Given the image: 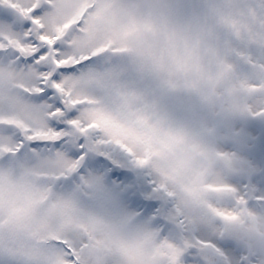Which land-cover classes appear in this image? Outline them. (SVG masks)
I'll list each match as a JSON object with an SVG mask.
<instances>
[{
    "label": "rangeland",
    "instance_id": "1",
    "mask_svg": "<svg viewBox=\"0 0 264 264\" xmlns=\"http://www.w3.org/2000/svg\"><path fill=\"white\" fill-rule=\"evenodd\" d=\"M22 3L24 0H16ZM80 0H60L65 14L79 6ZM98 8L89 17H97L105 0H91ZM122 0H111V14L95 25L94 39L104 40L116 36L119 27L127 22ZM242 0H147L153 5V18L167 22L179 19L188 11L199 7L205 15L214 17L223 30L225 72L219 77L222 83L220 101L223 107L225 139L223 148L232 153L220 154L232 179L210 183L215 174L211 166L196 172L192 168V154L179 161L180 171L188 176V187L181 185L179 202L185 210L211 231L227 230L254 254L260 252L264 264V207L239 199L232 187L244 191L246 199H254L255 185L250 181L254 170L264 168V117L253 113L264 110V66L254 49L264 44V31L256 27L254 18L245 16L238 7ZM82 12L83 8H79ZM98 63L103 64L101 57ZM123 63V62H120ZM103 67L123 70L109 57ZM16 73L7 64L0 63V95L12 96L20 108L29 102L14 92L20 84ZM103 93L105 84L93 86ZM162 103L178 116L187 114L192 101L184 96H169ZM110 110L116 111L112 106ZM206 115L199 113L197 119ZM0 119L11 123H25L24 112L12 113L0 104ZM106 134L121 140L141 137L134 128L122 126L120 121L97 117ZM12 134L0 128V159L9 150ZM203 154V153H202ZM71 163L67 153L44 155L16 165H0V233L3 224L12 240L21 249L34 254L44 251L49 235L68 227H86L95 239L102 242L97 251L99 264H174L183 237L164 236L151 218H139L151 206H160L162 198L155 189L156 176L148 166L138 165L133 157L115 145L102 146L90 153L82 172L85 176L71 187L57 185L53 179L65 174ZM233 212L238 219L229 225L214 211ZM10 212V213H9ZM29 235L28 237H21Z\"/></svg>",
    "mask_w": 264,
    "mask_h": 264
},
{
    "label": "snow or ice",
    "instance_id": "2",
    "mask_svg": "<svg viewBox=\"0 0 264 264\" xmlns=\"http://www.w3.org/2000/svg\"><path fill=\"white\" fill-rule=\"evenodd\" d=\"M126 11L127 22L122 24L116 36L125 40L141 38L145 32L156 31L153 5L143 0H122L119 5ZM241 12L264 22V0H242ZM79 8H83L80 12ZM95 3L80 0L79 6L65 14L60 0H0V63L15 70L20 84L14 92L29 102L21 109L12 96L0 95V104L12 113L24 112L25 123H11L0 119V128L12 134L0 165H16L44 155L67 153L71 163L65 174L53 177L55 183L71 187L85 175L89 154L102 146L115 145L128 153L140 166H147L148 157H137L129 145L119 138L105 133L96 123L97 117L120 121L122 126L146 125L148 117L133 109L140 94L123 80V70L103 67L113 55L131 49L116 47L114 39H94L96 23L111 14V0H105L96 18ZM264 31V23H260ZM264 66V44L254 49ZM104 63L100 64V58ZM103 82L104 92L93 86ZM112 106L116 111L110 110ZM264 117V110L253 113ZM250 181L255 185L254 199H246L244 191L232 187V191L245 202L264 207V168L254 170ZM155 193L162 198L160 206L153 205L138 217L151 218L164 236L183 237L186 243L174 264H260L261 253L255 254L226 229L211 231L190 216L185 205L167 185L157 180ZM214 214L225 225L234 223L238 215L233 212ZM102 242L95 239L86 227H68L49 235L44 251L34 254L16 245L11 233H0V264H99L97 251Z\"/></svg>",
    "mask_w": 264,
    "mask_h": 264
},
{
    "label": "clouds",
    "instance_id": "3",
    "mask_svg": "<svg viewBox=\"0 0 264 264\" xmlns=\"http://www.w3.org/2000/svg\"><path fill=\"white\" fill-rule=\"evenodd\" d=\"M199 2L192 0L197 5ZM153 19L156 31L145 32L139 39L113 37L116 47L127 45L130 51L105 55L121 66L123 80L140 94L133 109L148 117L146 125L133 126L141 140L125 142L135 156L149 158L147 166L157 181L166 184L179 200L181 185L189 186L179 161L189 153L194 171L206 166L214 168L215 174L208 177V182L232 179L220 155L232 154L222 146L225 132L219 77L226 70L223 30L214 17L205 15L199 7L179 19ZM169 96L191 100L187 114L178 116L164 105L162 99ZM199 113L206 115L197 119Z\"/></svg>",
    "mask_w": 264,
    "mask_h": 264
},
{
    "label": "flooded vegetation",
    "instance_id": "4",
    "mask_svg": "<svg viewBox=\"0 0 264 264\" xmlns=\"http://www.w3.org/2000/svg\"><path fill=\"white\" fill-rule=\"evenodd\" d=\"M10 213V212H9ZM10 231H11V236H12V228L10 227ZM5 231H9L8 229H7V227H6V224H3V226H2V229H1V233H3V232H5ZM29 235H22L21 237H28Z\"/></svg>",
    "mask_w": 264,
    "mask_h": 264
},
{
    "label": "water",
    "instance_id": "5",
    "mask_svg": "<svg viewBox=\"0 0 264 264\" xmlns=\"http://www.w3.org/2000/svg\"><path fill=\"white\" fill-rule=\"evenodd\" d=\"M260 23H264V22H257V23H256V27H257V28H260ZM260 30H261V29H260Z\"/></svg>",
    "mask_w": 264,
    "mask_h": 264
}]
</instances>
